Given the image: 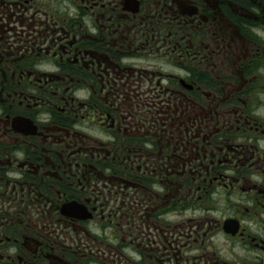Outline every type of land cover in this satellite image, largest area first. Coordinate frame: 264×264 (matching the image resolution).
Here are the masks:
<instances>
[{
	"label": "flooded vegetation",
	"instance_id": "flooded-vegetation-1",
	"mask_svg": "<svg viewBox=\"0 0 264 264\" xmlns=\"http://www.w3.org/2000/svg\"><path fill=\"white\" fill-rule=\"evenodd\" d=\"M0 264H264V0H0Z\"/></svg>",
	"mask_w": 264,
	"mask_h": 264
},
{
	"label": "rangeland",
	"instance_id": "rangeland-1",
	"mask_svg": "<svg viewBox=\"0 0 264 264\" xmlns=\"http://www.w3.org/2000/svg\"><path fill=\"white\" fill-rule=\"evenodd\" d=\"M83 99H85V98H83ZM94 126H95V124H94ZM93 129H94L95 131H94V134H92L93 136H91V137H93V138L99 140L100 142H102V129L100 130V129H98L97 127H93ZM83 131L87 132L86 129H84ZM94 136H95V137H94Z\"/></svg>",
	"mask_w": 264,
	"mask_h": 264
},
{
	"label": "water",
	"instance_id": "water-1",
	"mask_svg": "<svg viewBox=\"0 0 264 264\" xmlns=\"http://www.w3.org/2000/svg\"><path fill=\"white\" fill-rule=\"evenodd\" d=\"M67 206H65L64 208H63V212H67L66 210H67V208H66Z\"/></svg>",
	"mask_w": 264,
	"mask_h": 264
}]
</instances>
